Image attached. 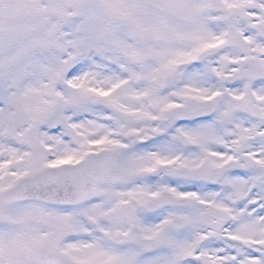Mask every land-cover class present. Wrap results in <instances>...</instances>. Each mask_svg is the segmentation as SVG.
Wrapping results in <instances>:
<instances>
[{
	"label": "snow or ice",
	"instance_id": "1",
	"mask_svg": "<svg viewBox=\"0 0 264 264\" xmlns=\"http://www.w3.org/2000/svg\"><path fill=\"white\" fill-rule=\"evenodd\" d=\"M0 264H264V0H0Z\"/></svg>",
	"mask_w": 264,
	"mask_h": 264
}]
</instances>
